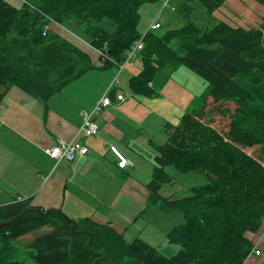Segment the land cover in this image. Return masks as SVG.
Segmentation results:
<instances>
[{
  "label": "trees",
  "instance_id": "trees-1",
  "mask_svg": "<svg viewBox=\"0 0 264 264\" xmlns=\"http://www.w3.org/2000/svg\"><path fill=\"white\" fill-rule=\"evenodd\" d=\"M195 1L208 12L226 3L184 0L180 11L187 21L149 31L139 53L142 67L130 78L143 97L157 94L153 80L160 71L181 65L207 83L200 106L183 113L178 125L167 124L149 183L150 205L184 215L167 234L179 251L168 256L140 238L128 241L110 223L76 220L15 194L0 205V264H244L254 249L248 234L264 221V162L248 151L264 146V26L224 20L201 26L192 19ZM150 2L156 0H27L21 6L0 0V105L10 87L48 100L88 72L114 67L92 52L124 60L143 33L141 7ZM104 18L114 22V31L101 26ZM53 21L78 29L89 46L67 39ZM214 113L228 118L224 133L211 125ZM167 166L203 173L209 181L179 198L164 196L160 189L172 180ZM35 231L42 232L25 243L28 263L17 241Z\"/></svg>",
  "mask_w": 264,
  "mask_h": 264
},
{
  "label": "crops",
  "instance_id": "crops-1",
  "mask_svg": "<svg viewBox=\"0 0 264 264\" xmlns=\"http://www.w3.org/2000/svg\"><path fill=\"white\" fill-rule=\"evenodd\" d=\"M161 2L162 0H156L154 3L143 5L141 13L147 11L151 19L158 20L161 12L167 8L163 7L166 0ZM172 7L177 9L176 6ZM151 22L148 21L146 24ZM58 26L66 31L65 34L60 32L61 34L67 39L79 42L80 45L82 36L78 29L69 26L71 29L69 30L66 25L59 24L54 26L58 31ZM90 72L96 73L97 70ZM123 73L124 71L120 76ZM116 74L115 72L114 76ZM84 77L73 81L48 100L33 97L17 86L10 87L0 105V179L12 178L13 182L9 187L0 185V205L11 202L14 195L18 194L24 198H31L34 205L45 209H61L71 216L70 210H74V204L70 202H76V198L79 201L78 190L80 192L89 189L98 202L100 189L101 194H105V197L100 199L101 205L94 208L92 204L90 206L84 204L80 207L78 215H89L101 223H110L117 230L125 224L123 232H120L131 241L132 237L139 236L140 227H130L128 223L131 220L128 215L119 214L117 218L110 215L114 210L117 213L115 203L120 197L123 199L127 197L138 209L143 206L140 200L149 203V183L156 165L159 164L158 147L163 143L157 144L152 140L150 142L151 134L148 133L150 129L144 128L142 122H136L127 112L119 111L124 110L127 99L119 101L113 98L112 105L100 110L96 117L100 126L98 135L79 132L85 113L102 99L113 82L112 78H109L102 95L94 100L88 98L84 87L77 83ZM146 130L147 142H142L139 132ZM165 135L163 134L164 137ZM59 140L74 141L91 149L87 155L78 156L73 162L61 160L57 164V161L48 154L47 148L54 146ZM110 144L117 145L131 160L129 166L119 167L118 159L109 149ZM147 145L154 155H146L144 148L148 151ZM153 161H157L158 164L155 165ZM118 180H121V188L117 186L111 188L112 183L116 184ZM101 183L110 186L100 187ZM138 217L136 214L134 222ZM131 228L133 229L129 232ZM248 236L261 254H251L245 264H264V221L257 232H251Z\"/></svg>",
  "mask_w": 264,
  "mask_h": 264
},
{
  "label": "rangeland",
  "instance_id": "rangeland-1",
  "mask_svg": "<svg viewBox=\"0 0 264 264\" xmlns=\"http://www.w3.org/2000/svg\"><path fill=\"white\" fill-rule=\"evenodd\" d=\"M8 1L17 6H21L22 4L21 0ZM164 1L165 0H162V2ZM183 1L184 0H171L170 6L167 7L165 11L163 10L164 12H161L160 18L158 20L162 21L164 26L160 29V31L164 32L170 28L180 27L187 21L185 16L180 11ZM193 5V21L194 23L196 22L197 24L204 27L213 26L214 23L220 20L231 22L233 25H240L250 28H260L264 26V5L258 0H226L224 6H221V9H218L215 12H208V10H206L203 4L199 1L193 2ZM172 6H176L177 9L173 10ZM152 20L153 18L151 19V16L149 13H147V11L142 12L139 30H144L149 24L146 23L148 21L151 22ZM65 25L67 29L71 30L69 27L71 25ZM101 26L109 31H114L115 29L114 22L107 18H104V20L101 22ZM58 28L59 32L63 34L66 33V31L61 26H58ZM81 38L84 39L83 37ZM141 67V61L138 57L136 65L127 67L122 76L117 73V67L114 65V67L98 69L96 73H87L86 76H83L84 78L80 80L81 82L77 83L84 87L86 96H88V98L96 100L97 97H100L104 92L106 88V81L109 78H112V81H115L113 91L124 92L128 101L125 104L124 110L122 109L119 111L127 112L131 115V117L133 116L136 122H142L141 124L144 128H149L150 130L148 133L151 134L150 142L152 140L153 142L156 141L157 144L158 142L164 143L167 139V124L178 125L180 117L183 113L188 110L196 109L198 106H200V96L206 91L207 83L201 75L190 69L188 66L181 65L176 69L160 71L154 78L155 80H153V84L155 85L154 87L157 88V94L155 93L154 96L151 97H143L141 95H137L130 86V78L134 74H137ZM115 72L117 75L114 76ZM114 111L117 112L118 110ZM212 117H214V122L211 124L212 126H215L222 133L227 131L226 129H228L229 125L228 118L225 115L214 113ZM147 130L145 132H139L142 142H147V138L145 136ZM161 132L166 134L165 137L163 134H160ZM147 147H149L148 151L147 148H144L146 155H154V152L149 150L150 146L147 145ZM248 151L251 153V155H254L260 161L264 162V146H255ZM153 162L155 165L158 164L157 161ZM166 171L170 174L172 180L170 183L161 187L160 189L161 193L166 194L165 196L179 198L183 196L190 187L205 184L209 181L205 174L197 171H178L173 166H167ZM81 181H83V178ZM11 182H13L12 178L0 179L1 186L4 184L9 187ZM85 182L87 183L86 179ZM121 185V180H118L116 184L112 183L111 186L110 184L107 185V183H101L100 187L110 186L112 188L117 186L121 188ZM84 191L80 190L79 192L78 190L77 196L79 201H77L76 198V202H70L74 204V210H70V213L75 219L77 218L76 220H80L82 217L89 216L83 214L78 215L80 214V207L82 205L87 204V206H90V204H92L95 208L97 205H101V197H105V194H101L99 189V201L97 202L93 197L94 195L92 191L87 188L84 189ZM129 201L130 200L127 197L124 199L120 197L115 203L117 213H115L114 210L111 212L110 216L117 218L121 214L124 216L128 215V218L131 220L130 223H128L129 226L133 228L140 227L141 229L138 232L139 236L137 238H140L149 242V244L156 246L160 252H163L168 256H172L173 254L177 253V251L180 249V245L169 243L167 240V234L173 226L185 222L182 211L179 209L163 211L156 205H150L149 203L147 204L145 200H140L143 203V206L138 209ZM96 214L95 216H97ZM136 214L139 217L137 221L134 222ZM124 227L125 224L124 226L121 225L118 231L123 232ZM133 228H131L129 232H131ZM42 231L32 232L17 241L18 251L20 254H22L23 258H25L23 253L26 251L25 243ZM137 238L132 237L130 240L133 241ZM24 260L28 263H33L31 258H25Z\"/></svg>",
  "mask_w": 264,
  "mask_h": 264
},
{
  "label": "built area",
  "instance_id": "built-area-1",
  "mask_svg": "<svg viewBox=\"0 0 264 264\" xmlns=\"http://www.w3.org/2000/svg\"><path fill=\"white\" fill-rule=\"evenodd\" d=\"M22 2H27V0H21ZM170 0L166 1L164 6H169ZM57 23L58 22H54ZM160 21L157 19H154L153 22L150 24L147 31L141 35L139 39H137L134 44L129 48L125 54V59L122 61H117L112 58H110L105 52L101 50H97L99 54L103 56L104 59L110 60L113 62L118 69L121 71L124 68H126L128 65L134 64L136 58L138 57L140 51L144 48V40L145 36L149 31L157 30L161 27ZM51 26L48 24L45 29L48 30ZM118 98L121 100L125 99V96L123 93L118 94ZM112 99L108 95V93L104 94V97L91 109V111L85 113V119L82 127L80 128L79 132L85 133L87 135H97L100 131V126L98 122L96 121L95 117L98 115L99 111L105 106L111 105ZM111 151L115 154V156L118 158V164L121 168H124L128 166L131 163V160L126 157L119 147L117 145L111 144L110 147ZM89 147L86 145H83L81 143H76L74 141H66V140H59L54 146L47 148L48 154L55 158L57 162H60L61 160H66L69 162L74 161L78 156H84L89 152ZM20 200L24 199L23 197H19ZM261 254V251L257 249V247H254L251 254ZM251 254L248 256V258L251 256ZM247 258V259H248ZM246 259V261H247ZM245 261V262H246ZM244 262V264H245Z\"/></svg>",
  "mask_w": 264,
  "mask_h": 264
}]
</instances>
